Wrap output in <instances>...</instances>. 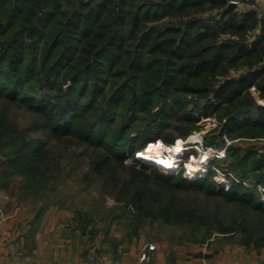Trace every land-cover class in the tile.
Wrapping results in <instances>:
<instances>
[{"label": "trees", "instance_id": "trees-1", "mask_svg": "<svg viewBox=\"0 0 264 264\" xmlns=\"http://www.w3.org/2000/svg\"><path fill=\"white\" fill-rule=\"evenodd\" d=\"M227 3L0 0V96L32 112L44 133L29 134L0 109V178L20 174L26 188L46 182L55 170L46 137H69L92 147L90 172L119 187L114 197L128 200L138 217L203 222L264 247V144L261 152L226 147L223 168L234 174L227 188L182 171L165 176L132 166L127 178L119 176L126 152L134 157L153 138L170 144L197 128L201 116H216L232 138H264V105L252 90L264 97V13L221 16ZM213 9L219 12L202 15ZM238 68L245 70L230 75ZM169 127L179 133L164 132ZM189 187L231 203L238 214L205 219L198 205L183 202Z\"/></svg>", "mask_w": 264, "mask_h": 264}, {"label": "rangeland", "instance_id": "rangeland-1", "mask_svg": "<svg viewBox=\"0 0 264 264\" xmlns=\"http://www.w3.org/2000/svg\"><path fill=\"white\" fill-rule=\"evenodd\" d=\"M252 1L253 0H245L244 3ZM217 12H219L218 9H213L204 12L202 15L208 16L216 14ZM244 70V68L231 69L230 75L237 76L244 72ZM253 92L254 95L257 96L256 90H253ZM192 97L193 95H189L188 99L190 100L189 109L193 110L195 103ZM202 101L204 100L202 99ZM0 109L7 110L8 114L16 119L21 127L26 128L29 134L44 135L43 130L36 128L32 112L18 108L2 96H0ZM192 113L194 114L195 112L192 111ZM171 122H173L174 126L175 124H179L173 119ZM146 123L147 122H145L144 125H146ZM196 124L197 128L192 129L185 136L178 137L186 139L188 138L187 136L191 134H197L200 136L201 142L205 147L199 142L190 144L191 146L183 150L179 159L175 161L171 172H167L162 166L140 159V161L148 164L146 167L143 166L140 161L135 160L134 157H136L135 154L137 152L135 151L134 157L126 152L123 158L124 168L121 169L119 176L127 178L130 168L134 166L136 169L143 170L149 174L158 173L165 176L182 171L184 177L194 180L203 174L198 173L191 177L189 170L186 169V162L195 161L196 159L205 166L206 175L215 182L217 188L220 186L227 188L230 184V178L234 177V174L224 169L229 163L226 147L234 143L235 145L243 147L252 146L254 150L258 152L263 150L264 138L261 137L258 139L232 138L226 133L230 140V144H225L223 140V134H225V132L220 131L221 123L214 115L201 116ZM166 131L172 135H177L179 133V130L175 127H169L164 130V132ZM159 142L164 145L167 144L160 139L153 138L140 150H146ZM46 146L51 152L48 163L55 164L54 173L46 182H42L34 188H26L25 181L20 174L9 176L8 182L0 178V183L5 182L3 185H0V189H3L5 194L8 193L13 196L20 205L35 207L53 203L73 208L76 210V216L80 225L87 228L88 235L91 239L96 237L95 239L99 240L101 234L105 231L120 232L126 235L132 233L135 228L137 229V233L142 234V236H145V238L149 240L153 238L155 240L165 239L177 243H201L213 237L217 240H233L241 243L239 233H222L219 232L214 225H205L203 222L173 224L152 217H138V214L128 200L118 201L114 197V195L119 194V187L106 185L102 177L90 172V160L93 154L92 147L74 141L69 137L62 139L46 137ZM206 151L208 156L204 158ZM216 151L218 154L221 153L220 155L223 157H218L215 153ZM222 152H224V154ZM3 158L4 156L0 153V162ZM205 164L208 166L206 167ZM222 177L224 179H222ZM258 188L262 191L260 200L263 201L264 186L258 185ZM182 199L188 208L198 205V210L205 219L210 218L214 213H216L218 217L223 218L226 216H236L238 214L237 208L231 203L228 204L226 203L227 201H223L214 195H206L197 188L189 187L184 190ZM245 246H251L254 249L264 248H256L252 244Z\"/></svg>", "mask_w": 264, "mask_h": 264}, {"label": "crops", "instance_id": "crops-1", "mask_svg": "<svg viewBox=\"0 0 264 264\" xmlns=\"http://www.w3.org/2000/svg\"><path fill=\"white\" fill-rule=\"evenodd\" d=\"M235 9L261 14L264 0L242 3ZM95 238L80 225L73 208L53 203L20 205L0 189V264H142L140 251L150 242L155 244L151 264H264V248L233 240L152 241L135 228L126 235L105 231L99 240ZM88 253L94 257L88 258Z\"/></svg>", "mask_w": 264, "mask_h": 264}, {"label": "bare ground", "instance_id": "bare-ground-1", "mask_svg": "<svg viewBox=\"0 0 264 264\" xmlns=\"http://www.w3.org/2000/svg\"><path fill=\"white\" fill-rule=\"evenodd\" d=\"M187 137L188 138L186 139L178 137L172 142V144L164 145L160 142L157 144L155 143L153 146H150L146 150H140L137 154V157L141 158L146 162L155 163L159 166H162L164 170H166L167 172H171L174 167L175 161L179 159L183 150L191 146L190 144H195L198 141H201L200 136L197 134H191ZM215 153L218 154L217 151ZM206 156H208L207 151L204 154V158ZM187 169L189 170L191 177L197 175L198 173L205 172V166L196 159L195 161L187 162ZM222 179L224 178L222 177Z\"/></svg>", "mask_w": 264, "mask_h": 264}, {"label": "built area", "instance_id": "built-area-1", "mask_svg": "<svg viewBox=\"0 0 264 264\" xmlns=\"http://www.w3.org/2000/svg\"><path fill=\"white\" fill-rule=\"evenodd\" d=\"M230 1H232V2H234L235 4H236V6L237 5H240V4H242V3H244V1L245 0H228V2H230ZM252 90H255V87H252ZM256 94H257V96H256V99H257V101L260 103V104H262V105H264V97H260V96H258V92L256 91ZM223 140H224V142H225V144H230V140H229V138H228V136H227V134L225 133V134H223ZM203 147H205L203 144H202V142L201 141H198ZM197 142V143H198ZM207 148V147H206ZM137 153H138V151L136 152V157H137ZM223 154H224V152H223ZM222 154V155H223ZM193 155V154H192ZM218 157H223V156H220L219 154H216ZM137 158H139V157H137ZM139 159H141V158H139ZM142 160V159H141ZM144 161V160H143ZM187 163V162H186ZM208 164V163H207ZM207 164H205L206 165V167L208 166ZM186 169H187V167H186ZM188 171V170H187ZM203 175H200V177L201 176H206V173L204 172V173H202ZM189 176V175H188ZM190 178V177H189ZM227 187V186H226ZM264 201V200H263ZM155 248V244L154 243H152V242H150V243H147V244H145L143 247H142V250L140 251V254H139V260L142 262V264H151V262H150V259H151V251L153 250ZM88 258H93L94 256H93V254L92 253H88Z\"/></svg>", "mask_w": 264, "mask_h": 264}, {"label": "water", "instance_id": "water-1", "mask_svg": "<svg viewBox=\"0 0 264 264\" xmlns=\"http://www.w3.org/2000/svg\"><path fill=\"white\" fill-rule=\"evenodd\" d=\"M235 7H236V4L234 2H232V1L228 2L227 5L222 9L220 15L221 16L224 15L225 13L235 9Z\"/></svg>", "mask_w": 264, "mask_h": 264}]
</instances>
